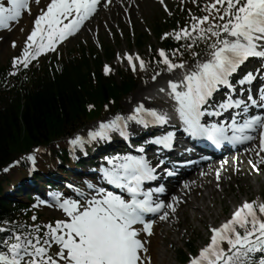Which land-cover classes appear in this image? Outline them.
Returning <instances> with one entry per match:
<instances>
[{
    "label": "snow or ice",
    "instance_id": "snow-or-ice-1",
    "mask_svg": "<svg viewBox=\"0 0 264 264\" xmlns=\"http://www.w3.org/2000/svg\"><path fill=\"white\" fill-rule=\"evenodd\" d=\"M33 3L40 6L39 11L33 19L23 55L13 60L14 68L18 65L27 68L41 54L54 51L58 42L73 35L92 16L100 0H43V5L41 0H0V28H10V22H18L25 13L31 15ZM192 3L199 6L198 0ZM201 11L204 15L197 16L189 10V22L162 37L183 41L181 47L191 52L194 59L200 56L194 51L195 47L200 43L206 46V59H198L195 70L186 71L179 82H168V95L175 101L178 118L191 136L207 139L218 147L224 142L251 141L254 137L249 133L260 129L259 148L264 151V115H241L248 112L249 105L264 108V88L259 90V101L249 90L247 100L226 96L215 105L218 110L209 111L215 93L222 87L236 91L231 79L250 59L262 61L258 71H264V0H205ZM12 46H16L15 42ZM177 53H180L179 48L171 54L164 49L158 52V63L169 73L185 68L184 62L176 63L172 58ZM135 60H139V68L143 70L145 62L139 57ZM127 63L133 71L137 70L131 55ZM104 71L107 74L110 68L105 66ZM255 79L256 74L249 71L236 83L244 86ZM160 91L166 90L161 88ZM233 108L241 112L231 116L230 124L203 122L206 116L220 115L221 110ZM238 117L243 119L242 123ZM124 119L117 116L112 121L101 122L96 131L89 133L90 140H110L113 131L124 136L127 127ZM127 119L145 128L168 123L166 114L145 108L143 104ZM172 139L173 134L167 133L155 137L151 143L170 148ZM85 142L79 136L70 141L81 147ZM138 151L144 152V148ZM27 159L35 162V156ZM105 160L111 167L101 166L100 171L107 183L120 189V193L100 187L94 189L91 197L78 193L81 199L62 198L57 194L56 206L65 219L43 226L33 224L26 232L0 226V232L8 233L0 239V264H150V258L144 256L147 248L141 233L152 235V221L145 216L161 213L165 208L175 212L177 197L165 203L153 199L154 192L165 191L163 186L144 190V182L155 180L156 174L143 156L117 155ZM259 162L264 163V157ZM167 174L174 173L168 171ZM89 188L94 186L89 185ZM125 192L127 197L122 194ZM168 215L163 211L159 218L166 220ZM36 219L32 217L33 221ZM209 231V243L191 256L188 264H264V202H243L230 219L219 227H210Z\"/></svg>",
    "mask_w": 264,
    "mask_h": 264
},
{
    "label": "trees",
    "instance_id": "trees-1",
    "mask_svg": "<svg viewBox=\"0 0 264 264\" xmlns=\"http://www.w3.org/2000/svg\"><path fill=\"white\" fill-rule=\"evenodd\" d=\"M82 59L65 65L58 80H51L44 66L32 69L26 78H11L6 84L5 72L0 69V165L8 157L73 129L88 103L99 105L117 99L134 85L131 76L121 87L110 79L96 82L83 74Z\"/></svg>",
    "mask_w": 264,
    "mask_h": 264
},
{
    "label": "rangeland",
    "instance_id": "rangeland-1",
    "mask_svg": "<svg viewBox=\"0 0 264 264\" xmlns=\"http://www.w3.org/2000/svg\"><path fill=\"white\" fill-rule=\"evenodd\" d=\"M149 1L138 0L136 6L133 9V14H132L133 18L130 20L126 19V12L123 13V20H121V17L119 16H117V20H116L115 18L108 19V14L101 10V12H99V14L95 16V19H92L87 25H85L83 31L79 32L76 36L72 37L70 40L64 43L61 46L62 49L72 47L78 43H82L83 45L93 44L92 46H94L95 44H97V41L100 40V42L102 43L104 42L115 49L114 61L119 63L121 65L119 66V68L123 70V68L126 67V64L122 63L125 61V59L121 57V53L123 51H129L130 53H133L135 48L133 47L134 42H128L126 33L130 32V37L132 36L131 31L128 28H132L134 39L139 35L143 36L144 47L143 49L138 50L139 52L149 51L150 46L152 48H156L159 46V42L157 40V36L155 37L154 34L152 33L151 28L155 24H162V25L167 24L169 19L174 17L178 5L181 4V1L173 2L171 4V9L173 10V14L172 13L165 14L158 4L153 3L152 0H151L152 2ZM178 9L179 8H177V10ZM113 17H115V14L113 15ZM118 28H121V31L117 30ZM111 36L114 37V39H112ZM1 42L2 40L0 41V43ZM11 45L12 44L8 45L9 48L6 50L4 56L0 58V65H7L10 63V65L13 66L14 58L21 57L23 55V50L26 46V43L25 44L22 43L21 46H15L14 48L11 47ZM117 53H119V57L117 56ZM195 66H196L195 62L190 63L191 68H195ZM154 70H155L154 62L148 65L147 67H145L143 70H140L141 74H140V80H139L140 82L138 84V87L134 92H132L122 100V106L124 111H127L129 107V104L127 103L128 98L137 91V89L142 85L144 80L148 81L152 79ZM164 71H166V69L162 68L161 72ZM151 106L160 107V104L152 102ZM61 146H63L61 143H55L51 145V149L52 151H56L57 148ZM43 154H47V152L44 151ZM46 157L47 156L43 155L41 159H44ZM261 164L262 165H259L258 163L260 173L257 176L259 179H262L264 177V163ZM244 167L247 170H250L246 162L243 168ZM231 174H233V172ZM253 178H254V174L249 178L250 186L243 189H240L237 183L232 182L231 183L232 189L229 192V194L226 196V199L223 200L222 205L224 209L221 211L222 206L219 204V198H217V203L215 204V207L212 209V214L211 216L208 217V221L206 223H200L193 219H187L189 229L184 234L185 236L189 237L187 240L188 243H193L195 246L199 245L204 240L203 238L206 235L207 226L211 224L210 221L212 220V218L216 217L214 222L217 223L218 221L217 218L226 217L228 215V212L230 211V207L232 204L239 203L240 200H242L243 198L254 199L255 196H258L259 194L264 195V184H262L261 187H258L257 182H255ZM251 188L253 191L251 190ZM233 195L235 196V200L234 199L230 200V198H232ZM177 223L179 224V230L185 231V229L183 228L184 218L181 212L177 214ZM192 229H194L193 232ZM182 246H185V242L179 241L176 244L171 245L170 248L167 249V253L169 256L168 264H176V252Z\"/></svg>",
    "mask_w": 264,
    "mask_h": 264
},
{
    "label": "bare ground",
    "instance_id": "bare-ground-1",
    "mask_svg": "<svg viewBox=\"0 0 264 264\" xmlns=\"http://www.w3.org/2000/svg\"><path fill=\"white\" fill-rule=\"evenodd\" d=\"M41 4L43 5V0H41ZM119 5L120 3L117 4V2L113 0L110 7L114 8L118 16L121 17L122 8ZM39 7L40 6H37L33 3L31 5V15H28L27 13L23 14L18 22H10V26L12 27L7 34L3 31L0 33V36H5L4 40L0 43V58L4 56L6 50L9 48L8 44L10 42H15L17 46H21L24 36H27L28 32L31 31L33 27V12ZM132 10L133 9L131 8L130 11ZM171 74L172 73L167 72V75ZM151 86V82H144L140 89L134 95H132V97H130L131 101H135L137 98L144 99L143 94H145V88H149ZM248 148H250V146H248ZM246 152L227 155L226 157L220 159L221 161H216L214 164L221 166L220 173L214 178L211 174H205L204 179L201 180L198 185H196V182L194 181V187L190 188L191 191H189L190 193H192V197H187L185 193L180 194V191L178 189H175L173 191L174 195H176L177 197V201L175 202L176 207H180V201L184 199V206H181V213L184 217L183 227H189V225L186 223L187 219H193L200 223H206L208 221L207 218L211 214V209H213L215 207V203H217V198H219L220 203H222V200L231 191L232 182L237 183L240 189L249 187V178L251 177V174H254L253 179L255 182H257L258 187H261V185L264 184V177L262 179H259L257 176V170L247 171L245 167H239V169L235 170L233 174L229 172L231 167L237 165V161H234L235 158L238 160L239 157H243ZM210 167L211 166H208L207 169H209ZM44 169L46 168L44 167ZM198 173H201V171L197 172L196 174ZM196 174H192L191 176H189L188 180H190L191 177H193V179L195 180L196 177L194 176ZM20 176L21 174H18L17 172L15 177L20 178ZM188 187H190L189 181L181 184L180 190L186 192V189ZM203 190H205L206 192H203ZM174 227L178 229V225L173 224V222H170V226L167 228H164L163 225H160L157 230V238H151V236L147 238L143 233H141V236L145 241V247L147 248V252L144 253V256L150 258V262H152V264H168L169 258L166 253L165 244L167 243V245L170 246L179 240H186L184 233L179 230H173ZM172 232H175L177 234V238L171 235ZM147 240L149 241L147 242Z\"/></svg>",
    "mask_w": 264,
    "mask_h": 264
}]
</instances>
